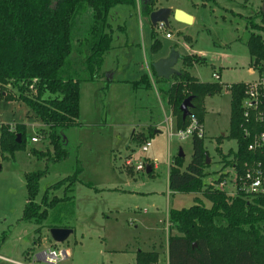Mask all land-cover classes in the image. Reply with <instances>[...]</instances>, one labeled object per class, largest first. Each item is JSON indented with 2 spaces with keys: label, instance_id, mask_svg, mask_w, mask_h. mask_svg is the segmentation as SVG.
<instances>
[{
  "label": "rangeland",
  "instance_id": "374dc122",
  "mask_svg": "<svg viewBox=\"0 0 264 264\" xmlns=\"http://www.w3.org/2000/svg\"><path fill=\"white\" fill-rule=\"evenodd\" d=\"M262 3L263 0H156L163 8H179L194 18L192 24L186 25L172 16L164 31L155 28V39L161 44L156 53L151 51L149 21L136 10L139 3L136 8L112 7L107 16L111 49L105 54L102 66L106 78L94 84L82 83L81 125L59 130L68 152L64 161L48 164L46 157L32 154L31 150L52 152L48 139H40L44 125L25 104L0 101L1 124L26 126L25 148L13 158L0 156V237L4 236L0 255L22 261L38 250L33 245L40 242L41 249L47 252H66L67 258L57 264H135L137 251H156L161 256L160 264H166L168 211L189 208L196 198L207 208L211 204L201 193H171L167 187L169 163L179 149L184 154V166L189 163L191 139L168 137L162 125L158 128L161 135L149 136L151 147L147 153H139L138 143L130 142L133 130L147 133L150 126L164 119L152 87L135 89L133 84L147 74L146 65L151 67L173 51L180 56L195 54L204 58V63L195 65L190 72L201 82L232 84L258 80L256 72L249 73L246 42L250 32L246 29V19L251 17L260 24ZM91 16V9L81 16L74 46L90 24ZM166 33L171 39L165 38ZM187 69L182 61L174 67L177 72ZM218 72L221 76L216 81L213 74ZM156 86L159 88V83ZM224 86L222 93L205 102L204 145L209 152V164L203 182L204 188L219 189L220 183L225 182L221 190L236 195L237 175L231 168V160H222L215 153L217 137L229 131L230 96L225 94ZM163 107L168 110L166 104ZM35 136L39 141L32 143ZM230 147L236 149L235 143L222 146L225 152ZM129 154H133L134 161L145 164L154 161L152 173L125 167ZM78 163L82 173L73 193L68 194L73 199L49 209L41 231L36 233L38 226L21 220L27 199L24 175L46 169L39 181L36 197L39 203L48 187L76 172ZM63 191L64 187L51 189L49 199L54 195L62 198ZM48 223L67 227L72 234L64 243L55 244ZM0 264L10 263L0 259Z\"/></svg>",
  "mask_w": 264,
  "mask_h": 264
},
{
  "label": "trees",
  "instance_id": "16d2710c",
  "mask_svg": "<svg viewBox=\"0 0 264 264\" xmlns=\"http://www.w3.org/2000/svg\"><path fill=\"white\" fill-rule=\"evenodd\" d=\"M140 15L149 19L156 9V0H0V83L9 84L6 101L16 100L25 104L44 128L40 139H48L52 152L31 150L38 157H46L47 163H58L68 157L59 130L81 125L80 84L96 82L103 78L102 65L105 54L111 49L112 35L107 31L109 10L116 5L136 8ZM91 9L90 24L82 38L76 40L81 16ZM260 24L251 17L246 19L249 36L246 47L250 57V68L259 77H264V15L260 13ZM152 27L151 51L156 53L161 44L155 39ZM186 68L200 63L198 55L180 56ZM156 77L158 93L176 119V128L184 129L189 120L182 119L180 106L191 97L190 112L203 123L204 101L208 96L223 92L218 82L201 83L187 71L174 73L170 79ZM134 88H151L147 74L134 82ZM31 89L36 91L30 96ZM244 83L230 85L229 131L219 136L216 144L223 140L235 141L236 149L223 160L231 157V166L237 177L244 173L245 164L259 163L264 175V148L251 152L248 145L255 133L264 131V125L251 124L249 134L243 131ZM47 132H46V131ZM26 126L10 124L0 126V156L13 158L25 148ZM17 135H20L18 138ZM149 137L133 135L132 140L141 145ZM192 155L184 166V157L175 156L168 169L167 187L171 193H201L210 202L205 207L201 200L186 209H170L167 214L169 235L167 238L168 264H264V194L246 195L239 189L230 196L215 187H205L206 158L209 154L204 138L191 139ZM218 155L221 151L215 148ZM153 169L150 167V173ZM82 173L77 164L76 172L47 188L40 202H36L39 181L44 171L24 175L27 199L22 212V221L32 223L41 231L48 218L49 209L60 202H71L74 184ZM239 188V181H237ZM64 187L63 197L53 196L49 191ZM49 229L67 228L47 224ZM175 232V234H172ZM4 236L0 237V248ZM159 253L137 251L135 264H158Z\"/></svg>",
  "mask_w": 264,
  "mask_h": 264
},
{
  "label": "built area",
  "instance_id": "2783aa9c",
  "mask_svg": "<svg viewBox=\"0 0 264 264\" xmlns=\"http://www.w3.org/2000/svg\"><path fill=\"white\" fill-rule=\"evenodd\" d=\"M158 31H164L165 25L159 23L155 27ZM166 39H170L171 35L166 33ZM214 79L219 80L220 76L218 73L213 74ZM10 85L0 83V101H6L5 98L8 95ZM225 91H230V85L224 86ZM30 96H35L36 91L31 89ZM243 109V131L246 135L249 134L248 126L252 123L255 125H264V77H259L258 80L251 81L245 84L244 98L242 100ZM189 120L188 125L184 129H176L174 134L168 132V137L172 135L176 136L179 140L192 139L193 137L203 138L204 129L198 119L190 112L187 117ZM3 125L0 123V126ZM39 138L37 136L31 138L32 143H37ZM151 147L150 141L147 139L141 145H139V153L145 154ZM264 148V131L255 133L252 137L251 143L248 145V150L251 152L262 150ZM133 152H135L133 150ZM133 154H129L124 161V166L133 168L136 172H144L148 167H154V161L148 164L140 162L139 160L134 161L132 159ZM134 157V156H133ZM170 165V163H169ZM239 181V188H237ZM225 182L220 183V189L223 188ZM236 189H239L246 195L264 194V175L259 163L245 164L244 173L240 177L236 178ZM42 260L46 264H57L67 258V254L63 251H48L41 254ZM0 259L7 261L10 264H33L25 263L14 260H9L3 257Z\"/></svg>",
  "mask_w": 264,
  "mask_h": 264
},
{
  "label": "crops",
  "instance_id": "0c3cea01",
  "mask_svg": "<svg viewBox=\"0 0 264 264\" xmlns=\"http://www.w3.org/2000/svg\"><path fill=\"white\" fill-rule=\"evenodd\" d=\"M159 8H163L162 7V5H160V4H156V9H159ZM170 8H172V7H170ZM136 10L138 11V12H140L139 11V6L136 8ZM175 10H181V9H179V8H175V9H172V12H171V14H170V16H169V18L170 17H172L173 16V12L175 11ZM182 11V10H181ZM184 12V11H183ZM169 20V19H168ZM148 21H149V19H148ZM177 21V20H176ZM178 22V21H177ZM194 22V18L192 17V23ZM179 23H182V22H179ZM184 24V23H183ZM149 25H150V27H151V34H152V25H151V23H150V21H149ZM186 25H188V24H186ZM171 39V38H170ZM176 52V51H175ZM195 54H190V55H188V56H194ZM201 59H203L200 63H198L199 65L200 64H202V63H204V58L201 56V55H198ZM105 57V56H104ZM179 58H180V55H179ZM178 58V61H181L180 59ZM177 61V62H178ZM104 63V62H103ZM198 64H194L191 68H188L187 69V72L190 74V72H191V70L193 69V67L195 66V65H198ZM103 66V65H102ZM148 68V72H147V74H148V76H149V79H150V84H151V87H152V89H153V91L155 92V94H156V97H157V100H158V102H159V104H160V107H161V110H162V113H163V116H164V119H163V121L161 122V123H159V124H157V125H155L154 127H152V126H150L149 127V129H148V131H147V133H144V132H139V131H135V130H133V132H132V134L130 135V142H132L133 140H132V137H133V135H140V134H143L145 137H149L150 135H151V133H153L154 135H157V134H159V135H161L162 134V132L158 129L159 127H161L162 125L164 126L165 125V128H166V133H167V135H168V132L170 131V132H172V130L173 131H175L177 128H176V119H175V117L172 115V112H171V110H170V108L167 106V111L164 109V105H165V103L162 101V99L160 98V95H159V93H158V89H157V86H156V84L158 83L157 82V80H156V77L155 76H153L152 74H151V67H147V65H146V69ZM176 71V70H175ZM104 73V74H103ZM105 73H106V71H103L102 72V74L104 75L103 76V78L102 79H100V80H104V77L106 78V75H105ZM249 73L251 74V75H253L254 73H255V71H253V69L252 68H249ZM218 74H219V76H221L220 75V72H218ZM191 75V74H190ZM192 76V75H191ZM259 76V75H258ZM193 78H195L197 81H199V82H201L197 77H195V76H192ZM170 79V82H173V79L170 77L169 78ZM110 80L108 79V82H109ZM125 82H128L126 79L124 80ZM251 81H253V80H251ZM251 81H248V82H251ZM111 82V81H110ZM119 82V81H118ZM248 82H240V83H244V84H246V83H248ZM85 83H92V84H94V83H97V81L96 82H85ZM201 83H205V82H201ZM220 84V83H219ZM232 84H236V83H232ZM232 84H221L222 86H224V85H232ZM160 85H162V84H160L159 83V86ZM81 86H82V83L80 84V90H81ZM136 89V88H135ZM225 94L226 95H229L230 96V93L228 92V91H225ZM212 96H208V97H206L205 98V101H204V108H205V115L207 114V111H206V107H205V102L209 99V98H211ZM205 115H204V119H205ZM230 118V117H229ZM203 124H204V120H203V123H202V127H204L203 126ZM228 133H226V134H222L223 136H226ZM204 138V137H203ZM149 140V139H148ZM215 143H216V141H215ZM230 143H235V146H236V142L235 141H233V140H231V141H228V140H223L219 145H217L216 144V147H218L219 149H220V151H221V155H218L217 153H216V151H215V153L217 154V157H219V158H221L222 160H223V156H226V155H228L231 151H235V149H233V148H229L228 149V151L227 152H225L224 150H223V148H222V146L223 145H225V144H230ZM205 146V145H204ZM215 147V148H216ZM206 148V147H205ZM236 148V147H235ZM206 150H207V148H206ZM207 152H208V150H207ZM208 154H209V152H208ZM226 160H228V161H230L231 160V157L230 158H227ZM152 168V167H151ZM231 168L233 169V167L231 166ZM153 169V168H152ZM169 169V168H168ZM167 179H168V175H167ZM219 189V188H218ZM228 195H230V196H235V195H231V194H228ZM165 221H167L168 222V218L166 217V220ZM32 247V246H31ZM30 247V248H31ZM36 247H39L38 248V250L37 251H35V252H30V254L27 256V258H24L23 257V260L22 261H19V262H25V263H33V264H36L37 262H41V263H45L43 260H42V257H41V254L43 253V252H47V251H45V250H43V249H41V247H43V245H42V243H36V245H33V248H36ZM41 249V250H40ZM63 252H65V251H63ZM156 252V251H155ZM66 253V252H65ZM166 254H167V244H166ZM0 257H3V258H6V259H9V260H13V259H11V258H8V257H5V256H2V255H0ZM2 260V259H1ZM160 260H161V256H160V254H159V262H158V264H160ZM2 261H4V260H2ZM14 261H17V260H14ZM4 262H6V263H8L7 261H4ZM46 264V263H45ZM166 264H168V260H167V257H166Z\"/></svg>",
  "mask_w": 264,
  "mask_h": 264
},
{
  "label": "water",
  "instance_id": "95a60500",
  "mask_svg": "<svg viewBox=\"0 0 264 264\" xmlns=\"http://www.w3.org/2000/svg\"><path fill=\"white\" fill-rule=\"evenodd\" d=\"M172 10L169 8H159L149 15V21L151 25L155 28L157 24L163 23L168 26V19ZM261 12L264 15V0L261 6ZM173 17L178 22L184 24H192V17L181 10H175ZM179 54L173 51L170 56L166 59H162L153 64V70L158 78L169 79L176 71L174 70L177 64ZM192 108L191 97L185 99L180 106V111L182 113V119L185 120L190 115V110ZM19 138L20 135H17ZM177 157L183 158L184 154L181 149L177 154ZM206 164H209V158H206ZM146 173H150V167L146 168ZM72 234V230L68 228H52L50 229V237L52 241L56 244L64 243L68 237Z\"/></svg>",
  "mask_w": 264,
  "mask_h": 264
}]
</instances>
